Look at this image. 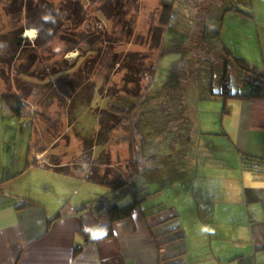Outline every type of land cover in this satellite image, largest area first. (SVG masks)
<instances>
[{
  "label": "crops",
  "instance_id": "0c3cea01",
  "mask_svg": "<svg viewBox=\"0 0 264 264\" xmlns=\"http://www.w3.org/2000/svg\"><path fill=\"white\" fill-rule=\"evenodd\" d=\"M246 2L252 19L264 30V0ZM260 31L257 29L259 40ZM254 45L240 55L249 65L256 63L264 70V45L259 43L261 49ZM256 48L263 58H257ZM34 52L28 60L35 57ZM28 62L15 68L0 61V78L10 89L7 91L20 95L31 114L15 126L14 116L0 101V264H160V259L168 263L165 259L174 257L180 264H264V174L244 169L241 162L242 154L264 157V98L210 100L219 105L221 111L216 110L221 118L216 123L220 125L214 130L200 125V134L207 142L190 148L183 166H173V173L183 178L171 183L176 201L169 203L162 197L154 204L164 203L165 211L147 219L137 214L133 220L115 223L112 237L92 240L83 228L103 227L109 220L100 216L97 208L82 205L93 199L107 201L106 194L96 187L106 185L57 168L83 164V153L91 150L90 161H96L98 178L113 180L119 176L113 168L127 159L129 144L120 142L124 150L121 160L114 135L104 133L100 145L95 140L90 142L96 137L91 127L95 124L99 129L100 111L105 107L99 101L106 98L101 95L102 99H90V91L80 93L83 84L77 79L55 82L56 90L50 81L36 79L29 72L32 60ZM66 98L71 99L66 115L71 127L78 124L73 137L79 144L72 155L66 148L49 145L52 137L46 138L59 131L51 113L53 100L63 105ZM42 106L46 110H41ZM97 106V115L87 114L91 118H85L92 120L90 126L80 122L91 107ZM209 119L205 116L203 125H208ZM26 124L33 129L28 142L24 136ZM34 160L38 164L28 167L27 162ZM159 161V180L169 185L165 161ZM151 164L150 159L144 160L147 169ZM160 190L159 195L163 186ZM173 216L177 218L157 225ZM178 228L182 237L172 240ZM158 242L164 243L161 249Z\"/></svg>",
  "mask_w": 264,
  "mask_h": 264
},
{
  "label": "rangeland",
  "instance_id": "374dc122",
  "mask_svg": "<svg viewBox=\"0 0 264 264\" xmlns=\"http://www.w3.org/2000/svg\"><path fill=\"white\" fill-rule=\"evenodd\" d=\"M162 1L173 2L177 15L170 28L163 34L160 41L162 53H160L159 42L152 37H157L161 31L156 27L160 19ZM7 2L9 0H2V5ZM52 2L55 13L54 15L52 12L47 13V17L54 23L52 25L55 32L46 41L40 38L41 46H38V40L36 41L38 29L32 28V36H27V30L22 32L27 22L26 16L23 17L24 12L21 16L20 13L12 16L7 11L1 10L0 51L6 54L9 51V44L14 46L13 39L17 35L23 47L19 48L18 57L15 56L12 60L15 68L32 60L29 72L36 79L50 81L56 90L59 88L56 87L55 82L58 84L69 79H77L83 84L80 93L90 91L88 93L90 99L94 97L102 99L101 95L106 98L99 101L102 102L101 105H105L111 91L124 89L123 78L133 80L128 86L145 88L149 80L139 78L136 69L143 67L140 64L155 65L160 53L156 81L144 101L147 112L144 113L145 116L138 113V117L143 116L141 125L146 126V134L149 133L145 137L147 146L144 143L142 147L146 148V153L151 152L165 161V174L169 179V185L162 184L159 180L161 169L150 167L148 177L142 178L135 187L145 184L153 192L163 186L162 194L146 200L143 203L145 207L160 201L162 197L170 201L169 203L175 202L176 192L170 189L171 183L182 181L183 178L173 173V166H183L189 159V149L207 142L206 137L200 134V125L201 128L205 126L212 128L211 130L220 125L216 123L221 118L219 105L215 106L210 100L198 98L210 94L212 76H214L212 70L217 77L213 89L220 88L219 76L223 74L222 63L223 58L226 57L224 47L235 56L245 59L240 55L247 52L244 50L254 49V44L259 48L260 42L264 45V30L261 29V25H257L252 18H245L229 10L237 6L242 10H248L245 0H52ZM40 13V16H46L44 11ZM18 16L20 19L16 21ZM40 16L36 17L40 18ZM34 21L37 20L33 18V24ZM257 29L261 30L260 40L257 38ZM218 32L221 33L219 38L216 36ZM259 49L256 48V56L263 58ZM33 51L35 57H30L28 60V55ZM210 51L214 53L215 59H212ZM126 54L125 61L120 67V61ZM7 56L10 58L9 53ZM256 61L262 64L259 59ZM229 66L234 91L246 93L254 89L255 86L249 83L240 69L234 67L231 62ZM250 66L256 71L262 70L256 63ZM129 76L131 78H128ZM7 90L10 89L0 78V93ZM67 90H71L69 85ZM70 100L66 98L63 105L57 99L53 100L51 113L59 131L56 135L50 134L46 138L52 137L49 145H55L57 149L66 148L72 155L77 149L79 140L73 137L78 124L72 128L69 117L66 116ZM178 101L179 104L182 102L185 108L184 120L182 118L179 121H170L166 107L176 105ZM95 103L93 100L92 104ZM44 109L46 110L45 106H42L41 110ZM99 109V106L91 107L89 112L81 117L80 122H88L90 126L92 120L85 119L89 117L87 114L97 115ZM205 116L210 118L208 125H203L202 120ZM18 119L14 117L15 126H20L17 124L27 118ZM7 123L9 124V121ZM23 127L28 142L31 137L30 131L33 129L27 124ZM97 128L94 124L91 133L96 134ZM43 132L45 133V130ZM93 140L91 138L90 142ZM120 144L119 142L114 147L118 151L119 159L123 160L124 150H121ZM122 168L124 166H115L113 169L119 174L124 172ZM154 176L156 177L152 179ZM96 187L99 188L98 192L106 194L111 203L124 205L132 199L128 189L117 193L101 184ZM186 192L184 190L182 194L185 196Z\"/></svg>",
  "mask_w": 264,
  "mask_h": 264
},
{
  "label": "trees",
  "instance_id": "16d2710c",
  "mask_svg": "<svg viewBox=\"0 0 264 264\" xmlns=\"http://www.w3.org/2000/svg\"><path fill=\"white\" fill-rule=\"evenodd\" d=\"M162 3L163 4L161 6L160 19L159 23L157 24L158 27H156L161 31L157 37H152V39L155 38L156 41L159 42L158 51L160 53H162V49H160V41L163 37V34L170 28L171 23L177 15L176 7L173 2L162 1ZM245 3H247L246 0ZM53 5L54 4L52 0H9V2L4 3L3 5L2 0H0V12L1 10H4L12 16L17 13H20L21 16L24 12L23 17L26 16L27 22L23 26L22 32L27 29L36 28L39 30V34L36 39L39 41L41 38L43 41H46L47 39H50L55 32L53 28L54 26L52 25L54 23L51 22V18L45 19V17H47V13L49 14L50 12H52V15H54L55 12ZM229 10H231L232 12H237L245 18H253V13L250 11V9L245 11L237 6V8H232ZM42 11L45 12L46 16H40V12ZM20 16L16 18V21L17 19L19 21ZM36 16H40V18ZM33 18L37 20L36 22L34 21L35 24H33ZM44 26L45 28H43ZM156 31L157 29L155 30V32ZM220 35V32L216 34L218 38L220 37ZM13 42L14 46L12 44H9V51L6 52V54L0 51V58L3 61L7 62L9 66L13 65V58L15 56L18 57V50L19 48L23 47V43L21 42V39L17 37V35L14 36ZM224 51L226 57L223 58L224 60L222 63V65L224 66L223 74L221 75V77L219 76L220 88L218 90L213 89V85L216 82L217 77L215 75V71L212 70L211 73H214V76H212L213 83L210 86L211 92L209 95H202L198 99H220L226 102L228 100L245 101L255 98H264V70H254L249 65L246 59L235 56L227 47H224ZM7 53H9L10 58L7 56ZM160 53L157 57V62L155 65L145 66L144 64H140L143 67H138L136 69V74L139 78H142V80H149L145 88L138 86L135 87V85L128 86V83L133 82V80L123 78L125 80L124 89L122 88V91H111V93L108 95L105 107L100 111V127L96 132V137L94 136L93 138L95 140L94 143L96 142L100 145L102 138L108 133H110L111 136L114 135L115 137H117L118 142H127L129 144V155L127 159L122 161L121 163V166H124V168H122L124 169V172L119 173V176L113 180H100L98 178V175L96 174V170L94 169L96 161H90L93 153L91 152V150H87L83 153V164L73 165L71 167L63 166L57 168L58 170L65 173L83 174V177L88 179L89 181L105 184L106 187L114 192L128 189V191L132 195V199L127 204L122 205L119 203H111L109 199H107V207L105 208V210H103V208L101 210L97 209L100 216H106L109 220V224L103 226V228L107 229V236L105 238H109L114 235L113 226L117 222L133 220L137 214H140L144 219H147L150 216L159 214L167 209V206L164 203L151 204L148 207H145L143 205L146 200L159 195L161 191L160 189L152 192L149 190V186H145V184L135 187V185H137L142 178L148 177V172L151 171V168H157L161 164L159 161L160 156L156 157L155 154L151 152L146 153V148L142 147L144 143L147 146L148 142L145 137L149 135V133L146 134V126L144 127L141 125L143 123V119L141 118L145 116L144 113L147 112L144 101L148 97L147 94L152 89L156 81L159 58L161 57ZM213 54L214 53L210 51V55L213 56L212 59H215ZM126 56L127 54L123 57V59H121L120 67L122 66V62L125 61ZM229 62H231L234 67H237L242 71L244 75H246L249 83L255 86L254 89L246 93L233 90L232 73L230 71ZM128 78L131 77L129 76ZM0 101L9 108L12 115L16 118L22 119L27 118L31 115L28 105L26 104L24 99L15 92H1ZM177 103L178 104L176 105L166 107L167 114L170 117V121H179L182 118L184 120V105L182 104V102H180V105L179 101ZM172 109H174L175 112L174 110L172 112ZM138 113L143 116L138 117ZM151 124L152 123H150V125ZM145 159H150V161L152 162V164L150 165L151 168L149 167V169H147L146 167H144ZM154 161L156 163L158 162V165H156V163L153 164ZM241 162L244 169L254 171L258 174H264V157H259L251 154H242ZM31 164L36 165L38 164V161L34 160L32 163L29 161L27 162L28 167ZM150 180L151 179L149 178V181ZM97 204L98 199H93L87 203H84L82 205V208L95 209L97 208ZM176 218L177 216L166 218L165 220L159 221L157 225L166 223L168 220ZM150 227H152V225ZM180 230L181 228H178L177 231L175 230L172 240H177L182 237V232H179ZM163 244V242H158V248L161 249V246ZM79 249L80 247L76 250V252H78ZM174 258L165 259L166 261L168 260V263H163V260L160 259V264H180L176 262V258Z\"/></svg>",
  "mask_w": 264,
  "mask_h": 264
},
{
  "label": "clouds",
  "instance_id": "9594fccd",
  "mask_svg": "<svg viewBox=\"0 0 264 264\" xmlns=\"http://www.w3.org/2000/svg\"><path fill=\"white\" fill-rule=\"evenodd\" d=\"M48 18L49 17H45V19ZM83 231L88 233L92 240H102L107 236V229L103 227H95V228L84 227Z\"/></svg>",
  "mask_w": 264,
  "mask_h": 264
},
{
  "label": "water",
  "instance_id": "95a60500",
  "mask_svg": "<svg viewBox=\"0 0 264 264\" xmlns=\"http://www.w3.org/2000/svg\"><path fill=\"white\" fill-rule=\"evenodd\" d=\"M107 207V202L104 201L103 199L99 200V204L97 205V209H101V208H106Z\"/></svg>",
  "mask_w": 264,
  "mask_h": 264
},
{
  "label": "bare ground",
  "instance_id": "6f19581e",
  "mask_svg": "<svg viewBox=\"0 0 264 264\" xmlns=\"http://www.w3.org/2000/svg\"><path fill=\"white\" fill-rule=\"evenodd\" d=\"M32 32H33L32 29H28V30H27V35H28V36H32Z\"/></svg>",
  "mask_w": 264,
  "mask_h": 264
},
{
  "label": "flooded vegetation",
  "instance_id": "af4514ba",
  "mask_svg": "<svg viewBox=\"0 0 264 264\" xmlns=\"http://www.w3.org/2000/svg\"><path fill=\"white\" fill-rule=\"evenodd\" d=\"M99 200H100V199H99ZM99 200H98V204H99ZM98 204H97V205H98Z\"/></svg>",
  "mask_w": 264,
  "mask_h": 264
}]
</instances>
